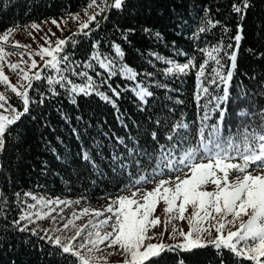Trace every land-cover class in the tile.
<instances>
[{
  "label": "snow or ice",
  "instance_id": "6c2138e0",
  "mask_svg": "<svg viewBox=\"0 0 264 264\" xmlns=\"http://www.w3.org/2000/svg\"><path fill=\"white\" fill-rule=\"evenodd\" d=\"M259 4L264 11V0ZM254 7L253 0H230L227 19H217L211 7H201L189 29L195 46L192 53L175 48L172 42L177 55H184V63L152 53L168 65L162 70L165 76L196 69L194 100L202 115L191 124L174 118L175 106L150 105L156 90L164 89L167 95L170 85L155 78L159 73L138 72L125 58L124 45H131L130 37L137 32L138 24L141 31L153 34L146 20L141 24L142 0H88L83 9L86 19L79 13L68 14L80 21L76 32L57 38L54 47L38 45L28 51L30 58L39 56L40 61H8V67L17 75L16 83L4 72L7 56L16 53L6 51L0 43V84L5 89L0 91V157L9 146L19 152L28 134L23 127L25 121H36L33 111L48 99L67 95L75 105L76 96L95 94L115 108V98L122 93L112 86L113 77L134 82L131 90L145 117L143 125L136 122V137L117 135L116 143L122 149L107 153L111 178L120 182L119 194H105L109 201L105 205H85L65 217V206L81 204L87 197L47 198L25 191L23 197H30L34 203L20 200L19 192L10 202L0 191L4 205L0 208V264H36L34 257L43 254L58 257L60 264H109L113 254L120 257L115 264H264V74L242 73L255 81L252 91L247 86L241 92L230 89L239 68L243 21ZM224 11L217 7L215 13ZM232 20L234 28L230 27ZM51 22L59 27L55 18ZM109 23L108 34L100 35ZM18 27H7L0 41H9ZM30 27L38 29L40 25L33 21ZM217 27L220 37L213 43L209 37L215 38ZM258 32L260 47H249L247 51L264 62V23ZM90 33L94 37L91 50L81 58L72 48H65L68 42L75 46L77 36L87 37ZM155 37L159 40L161 33L156 31ZM43 38L47 41V34ZM21 47L29 46L14 42V48ZM21 62L25 68H19ZM208 68L210 71H206ZM104 87L111 96L101 90ZM176 103L184 102L177 99ZM62 115L69 119L67 114ZM230 117L236 122H229L225 130ZM71 131L81 141L80 159L91 166L94 174L104 177L97 163L103 147L95 141L85 144L80 129ZM149 184L153 186L147 187ZM161 202L163 220L156 214ZM12 203L17 206V215L9 219ZM56 205L61 206L59 217L53 215ZM45 218L50 221L47 227L39 223ZM176 221L185 222L187 228ZM159 225L163 227L157 231Z\"/></svg>",
  "mask_w": 264,
  "mask_h": 264
},
{
  "label": "trees",
  "instance_id": "16d2710c",
  "mask_svg": "<svg viewBox=\"0 0 264 264\" xmlns=\"http://www.w3.org/2000/svg\"><path fill=\"white\" fill-rule=\"evenodd\" d=\"M142 2L141 24L146 20V26L153 28V34L144 33L138 24L137 32L130 37L131 45H124L125 58L138 72L147 70L159 73L155 78L170 85L171 90L167 95L164 89H157L156 98L150 99V105L165 108L175 106L174 118L183 119L191 124L202 115V112H198L194 100V93L197 91L196 69L184 74L165 76L162 70L168 65L164 61L156 60L152 53L171 57L179 63L186 62L183 54L177 55L172 42L175 41V48L191 54L195 46L190 39L189 29L194 26L199 9L203 6L211 7L217 19H227L226 10L230 0H142ZM253 2L256 7L249 10L247 18L243 21L244 39L239 52V68L230 83V89L234 93L243 91L245 86L248 91H252L255 84V81L249 80L242 73L250 75L255 72L258 76L264 74V62L247 51L249 47H260L258 27L264 23V11L261 10L259 0ZM87 3L88 0H0V34L12 24H19V27H22L33 21L69 16V13L83 11ZM217 7L225 11L217 14L215 13ZM182 21H187V24ZM234 24L235 20H232L230 27L234 28ZM110 28L109 23L105 32L100 35L108 34ZM156 31L161 33L159 40L155 37ZM232 34L234 33H229L228 36ZM228 36L225 37V44L229 43ZM214 37H209L213 43L220 37L219 27L214 30ZM93 38L91 33L87 37L77 36V44L72 46L68 42L65 48H72L77 58H81L91 50L90 41ZM200 59V54L197 53V60ZM206 71H210V68ZM132 83L134 82L122 77H113L112 86L118 87L122 93L121 97L115 98V108L110 102L95 94L76 96L75 105L70 102L67 95H61L46 100L45 105L36 108L33 115L37 120L32 121L29 118L23 125L28 129V134L19 152L9 146L8 151L0 157V165L4 166L0 167V191L10 202L15 201L14 193L19 192L20 200H27V203L33 201L30 197H23L22 193L25 191L36 195L86 196L87 200H100L106 198L105 194H118L120 181L118 178L116 180L111 178V161L108 160L107 153L114 149L119 152L122 149L123 146L116 143L117 135L136 137L138 135L136 122L143 125L145 119L138 109V98L131 90ZM101 90L112 95L106 87ZM177 99L184 103H176ZM62 113L67 114L69 119L66 120ZM77 117L82 119L77 120ZM229 122L234 125L235 118H229L225 130ZM72 128L80 129L85 144L90 145L95 141L103 147L104 151L97 157V163L100 170L106 174L104 177H100L98 173L94 174L91 166L78 156L81 141L72 133ZM3 207V202L0 201V208ZM9 211V219L17 215L15 203H12ZM2 224L0 221V227ZM208 255L211 257L212 253L209 251ZM34 259L36 264H60L58 257L49 258L46 254L37 255Z\"/></svg>",
  "mask_w": 264,
  "mask_h": 264
},
{
  "label": "rangeland",
  "instance_id": "374dc122",
  "mask_svg": "<svg viewBox=\"0 0 264 264\" xmlns=\"http://www.w3.org/2000/svg\"><path fill=\"white\" fill-rule=\"evenodd\" d=\"M75 13H79L80 17L82 19H86V15L84 11H78ZM73 13V14H75ZM53 18H49L46 20H41V21H34L35 23L39 24L40 27L38 29H34L31 28L30 25L32 22L27 23L25 25H23L22 27L16 28L13 33L11 34L9 41H0V43H3L6 51L8 52H13L15 51L16 54H12V55H8L5 62H4V72L6 75L9 76L10 81L12 83H16L17 81V75L15 73L12 72V70L8 67V61L11 62H20V61H26V60H30L31 58H35L37 61H40V57L39 56H34V57H29L27 55L28 51H32L37 49L38 45H45V46H55V41L57 38H64L66 36H69L70 32H76L77 28H78V24L80 23L79 20H75V19H71L69 16H65V17H57L55 18L58 23H59V27L56 24H53L52 21ZM28 26V27H25ZM86 30V29H85ZM84 30V31H85ZM45 34H47V41L43 38L45 36ZM15 41H19V43L21 45H28V49H24L23 47L21 48H14V42ZM23 52L24 55L21 56L20 53ZM25 64L24 63H20L19 64V68H25ZM30 68V64L28 66ZM19 68L17 69V72L19 71ZM4 85L0 84V91H4ZM9 95H13V99H14V94L9 93ZM153 185L149 184L147 185V187L151 188ZM119 194V193H118ZM117 195V194H116ZM47 198H51V197H60L61 199H77L79 197H75V196H65V195H56V196H52V195H43ZM115 196V195H112ZM107 202H109L107 200V198L104 199H100V200H84L81 201V204H75V205H67L64 207V213L63 215L65 217H68L71 215L72 211H78L79 208H81L82 206L85 205H90L92 207H100L102 205H105ZM34 203V202H32ZM57 211L55 213H53V215H57L59 217L60 213H59V208L61 206L56 205L54 206ZM163 203L161 202L157 209H156V214L159 215L161 217V219L163 220L164 218V213H163ZM82 219H87V217H84ZM82 221H77V223H80ZM39 223L41 225H43L44 227H47L50 223V221L45 218L44 220L39 221ZM176 223L179 226L184 227L185 229L187 228V224L185 222L182 221H176ZM55 226H59L58 224ZM163 227V225H159L157 226V231H159L161 228ZM102 250H103V245L101 246ZM106 254V252H105ZM109 264H115V262H117L120 257L118 255H111L109 256Z\"/></svg>",
  "mask_w": 264,
  "mask_h": 264
}]
</instances>
